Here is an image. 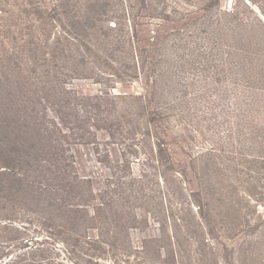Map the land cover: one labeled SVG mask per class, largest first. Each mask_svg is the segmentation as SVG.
<instances>
[{"label":"rangeland","instance_id":"374dc122","mask_svg":"<svg viewBox=\"0 0 264 264\" xmlns=\"http://www.w3.org/2000/svg\"><path fill=\"white\" fill-rule=\"evenodd\" d=\"M0 9V264H264V0Z\"/></svg>","mask_w":264,"mask_h":264},{"label":"trees","instance_id":"16d2710c","mask_svg":"<svg viewBox=\"0 0 264 264\" xmlns=\"http://www.w3.org/2000/svg\"><path fill=\"white\" fill-rule=\"evenodd\" d=\"M4 13H5V12H3V10L0 9V14H4ZM0 17H2V16H0ZM0 20H1V24H2V23H3V22H2V19L0 18ZM5 20H6V19H5ZM5 22H6V21H5ZM4 25H5V28H6L7 26H9V25H8V22L4 23ZM0 27H3V24L0 25ZM7 29H9V28L7 27ZM9 64H10L9 53H8L5 49H3V51L0 52V69H4V70H6L7 67L9 66ZM12 65L15 66L14 64H12Z\"/></svg>","mask_w":264,"mask_h":264}]
</instances>
